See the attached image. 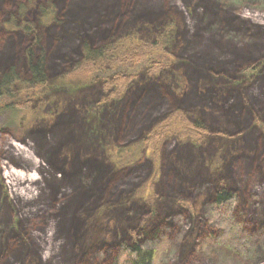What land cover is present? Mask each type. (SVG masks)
Returning a JSON list of instances; mask_svg holds the SVG:
<instances>
[{
    "label": "rangeland",
    "instance_id": "1",
    "mask_svg": "<svg viewBox=\"0 0 264 264\" xmlns=\"http://www.w3.org/2000/svg\"><path fill=\"white\" fill-rule=\"evenodd\" d=\"M23 1L27 2V10L21 14L19 3ZM39 1L0 0V53L9 50L10 60L24 47L19 45L24 37L27 42L28 39L20 29H6L7 19L12 15H29L27 18L39 23ZM75 1L44 0L54 7L53 20L38 24L39 29L44 25L48 27L43 34L51 65L47 69L49 85L33 102V115L15 126L4 124L10 112L0 114L1 247L4 253L6 248H11V228L18 231L22 227L24 232L19 233L18 238L26 236L30 243L20 258L5 260V264L30 261L35 264L42 253L44 257L39 264H111L118 243L143 220L159 227L157 249L161 264H264V34L262 39H253L249 34L256 26L264 27V0H215L226 10L239 13L238 18H231L233 27L221 24L219 30H215L217 26L212 21L204 25L206 19L212 17L209 10L205 11L206 0H133L129 5L134 11L153 6L161 11L125 18L119 27L115 26L113 34L138 31L147 36L143 32L145 28L152 30L174 21L172 63L156 77L160 79H150L144 72L137 76L138 81L130 91L140 85L149 91L134 103L135 98L132 99L129 92L121 98L105 100L99 81L62 76L78 58L81 40L71 35L68 28L57 29L54 19L59 12L67 14L74 8ZM122 3L125 10L129 1ZM106 35L90 36V40L95 39L99 44ZM10 38L14 40L11 42ZM52 39L56 40L54 44ZM197 57L199 60L195 61ZM226 60L230 62L224 65ZM23 61L20 62L23 64ZM194 62L200 65L210 62L220 67L207 73L201 65L193 73L190 63ZM248 63L256 66L251 73L243 71ZM219 77L224 79L216 82ZM148 85L152 87H146ZM219 88H223L217 92L221 102L229 104L230 101L232 110L236 111L227 127L207 121L210 133L200 142L177 137L164 139L158 163L145 154L144 148L140 156L125 167H117L111 161L108 152L111 144L124 145L139 139L172 107L179 106L189 115H197L201 110L200 114L211 117L221 115L224 109L223 105L220 109L221 103L216 112L210 99L196 94L197 89L210 95ZM123 107L129 110L124 112ZM72 109L80 117L76 124L82 135L78 143L63 141L65 152H69L71 146L82 145L80 149L99 167V176L108 177L112 186L126 187L122 195L109 194L102 199L109 200L106 208H94L82 232L75 233L80 249L75 251L73 237L67 235L63 224L52 216L71 188L60 180V174L56 176L55 168L45 157L62 137L56 127L52 130L49 127L58 122L59 115ZM115 111L124 112L120 128L112 120ZM42 128L50 133L39 148L34 131ZM81 169L80 176L85 179L87 168L84 165ZM177 170L189 175V184H196L191 187L180 181V176L175 178ZM203 178L205 183L214 186L217 181H225L235 191L236 201L230 207L210 206L213 188L208 190L197 184L198 179ZM148 179L153 182L150 201L135 197L134 189ZM56 180L59 181L55 183ZM125 204L132 213L131 219L126 216L127 211L120 209ZM89 226H93V230ZM235 230L241 231L240 234ZM84 237L88 240L82 243ZM83 256L86 262H82Z\"/></svg>",
    "mask_w": 264,
    "mask_h": 264
},
{
    "label": "trees",
    "instance_id": "2",
    "mask_svg": "<svg viewBox=\"0 0 264 264\" xmlns=\"http://www.w3.org/2000/svg\"><path fill=\"white\" fill-rule=\"evenodd\" d=\"M50 1L53 2L57 0ZM127 1H129V3L124 10L122 8L123 0H76L74 2V8H71L67 14L59 12L57 18L54 19V24H57V29H63V27L68 28L71 35L77 36L81 40V49H79L78 58L70 63L68 71L62 74V76L65 75L70 79L77 78L90 82L99 81L104 90L105 100L118 99L129 92L131 93L130 97L132 99L135 98L132 102L134 103L137 99L142 97L146 91H149V89H144L141 85L138 86L137 89L135 87L134 90L130 91L132 85L138 81L137 76L144 72L150 79H160L156 77H160L159 75L165 72L172 63L171 46L174 40V21H168L161 27L152 29L153 31L145 28L143 32L148 34L147 36L142 35L138 31L127 32L122 35L113 34L115 26L119 27L125 18L137 17L140 14L150 15L161 11L159 9L156 10L154 6L148 9H142L140 7L134 11L129 5L133 0ZM50 4L44 3V0L38 2L39 23L43 24L53 20L54 7L52 3ZM204 5L205 11L209 10L211 12L210 14H212V17L206 19L204 25L208 26V22L212 21V23L217 26L215 30H219L221 24L233 27L234 22H231L233 21L231 18L234 19L239 17V13L234 10H226L224 5H221L218 1L206 0L204 1ZM26 8L27 2L23 1L19 3L21 14L26 12ZM30 13L32 14L33 12L30 11ZM24 16L19 17L17 15H12L7 19L5 27L6 29H20L27 37L28 42L25 41L24 37L23 40L25 42L22 40L23 44L19 43L20 46L24 47L12 57V60H10L11 55L9 50L0 53L2 56L0 60V114L10 112L9 118L4 123L5 125L13 124L19 126L20 123L31 118L34 113L32 106L33 102L49 85V74L47 69L51 63L50 60H48L43 34L47 32L48 27L44 25V28L40 27L39 29L38 22L27 18L29 15L27 17ZM117 20H121L119 24L115 23ZM37 31L38 33H36ZM219 32L222 34L223 30ZM106 33L107 35L104 37L106 39L99 44L95 42V39L94 41L90 40V36H98ZM249 34L253 39H262L264 27L256 26ZM10 40L12 42L14 39L10 38ZM55 41L56 40L52 39L51 43L54 44ZM58 42L59 41H57V43ZM13 45L15 46V41ZM58 46L59 45L56 47ZM59 54L60 53L57 55ZM208 58H211V56L209 55ZM213 59L216 60L217 58ZM21 60H24L23 64L20 62ZM53 60L54 59H51V61ZM194 60L197 61L199 59L197 57ZM227 61L230 62L226 60L223 64L225 65ZM237 62L238 61H236L235 64H238ZM210 64V62L205 64L202 63L201 66L194 62L193 64L190 63V66L191 68L193 67V73L197 70L196 67L199 68L200 66L203 70L207 71V73H209L210 70H219L220 66ZM255 68L256 66L253 63H248L243 67V71L251 73ZM221 79L224 78L219 77L216 82H219ZM146 87L150 88L152 85ZM221 89L223 88L214 89L212 91L213 94L210 95H208L206 91L203 93L199 89H197L199 92L196 91V94L200 98H205L206 96L210 99L209 102L214 104V111L219 108L220 103V109L224 106L221 115H218V117L200 114L203 112L202 110L197 115L193 113L189 115L185 110L179 108V106L172 107L169 112L158 118L139 139L124 145L116 143L111 144L108 149L111 161L117 167H125L132 163L133 160L137 159L144 148L145 154L151 156L154 162L158 163L160 146L164 139L177 137L181 140L200 142L210 133L209 123H207V121L218 124L222 128L227 127L232 123L236 111L232 110L231 107L233 103L230 104V101L229 104L228 102H221L222 100L217 96V92ZM240 105H243V101ZM127 110H129V108L125 109V107H123L122 109L124 112ZM116 111L114 115L112 114V120L117 122L120 128L123 124L124 112L121 111L117 113ZM78 120H80V117L75 114L73 109L59 115L58 122H56L53 127L49 128L52 130L56 127V130L58 129L60 134H62L61 140L58 139L50 148L52 149L54 147V149L52 151H47V154H45L46 162L55 168L56 176L60 174L58 176L60 180L62 179L63 182L71 188V192L67 194L65 200H63L64 202L56 209L52 216L58 219V223L60 222L63 224V231L67 232V235L73 237L74 245L73 243L72 245L74 246V251L80 250L75 233L79 235V232H82L85 228H83V226L90 220L94 208H106L107 205H109V200L102 199L108 197L109 194L115 195L118 193L120 196L124 193V190H126L125 186H112V182L108 181V177L105 175L99 176V167L95 165V162L93 163L94 159L90 158L89 154L80 149L82 145L79 147L77 145L71 146L68 150L69 152H65L63 149L64 147H62L63 141L72 140L78 143V140L81 139L82 131L80 132L81 129H79L80 127L76 124ZM34 133V137L38 141L37 146L40 148L41 143L46 142V138L50 132L42 128L36 129ZM83 146L85 147V144ZM65 165H69L68 169L65 168ZM72 165H74L75 168H73ZM84 165L87 168V176H85V179L80 176L82 173L81 168ZM95 173L97 174L94 175ZM199 173L202 174V172ZM176 175L175 178L178 179L180 176V181H184L188 186L191 185V187H193L196 184H189V182H187V177H189V175L185 174L183 171L177 170ZM80 177L82 179L79 180ZM75 179H77L75 183L79 182L78 184L73 182ZM205 180V178L198 179L197 184H201V187L208 190L213 188L210 194V206L229 205L230 207L232 202L236 201L237 195L235 191L228 186V184H225V181H217L214 186L212 183H205ZM58 181L59 180H56L55 183ZM54 193L53 191V195H55ZM152 194L153 182L151 179L144 181L140 187L138 186L134 189V196L146 201H150ZM111 207L113 206H110V208ZM120 209L125 212L127 211L125 213L126 216H128L129 219L132 218V213L129 211L130 209L126 204ZM18 225L21 226L20 224ZM86 226L88 225L86 224ZM89 227L90 230L93 228V226ZM158 228V225L155 226V224H149L148 221L143 220L136 229H132L129 232L127 238L122 239L118 243L117 251L112 258L111 264H161L158 262L160 255L157 249V241L159 238ZM11 230L12 246L11 248H6L5 253L2 251L1 247L3 235L2 233L0 234V264H5V260H17L23 255L21 253L25 250L26 246L30 245L26 236L18 238V236L24 232L22 227L18 231L12 228ZM95 232L98 233L99 231L95 229ZM235 232L240 234L241 231L238 232L235 230ZM92 237L94 239L96 235ZM98 237L100 238V235ZM14 238L16 239L14 240ZM242 238H244V236ZM87 240L88 238L84 237L82 243L87 242ZM43 257V253L41 256L38 255L39 259H37L35 264H39V261H41ZM81 258L84 259V261H82L83 259L81 260L82 262H86V257L84 258L83 256ZM23 264L33 263L30 261Z\"/></svg>",
    "mask_w": 264,
    "mask_h": 264
}]
</instances>
